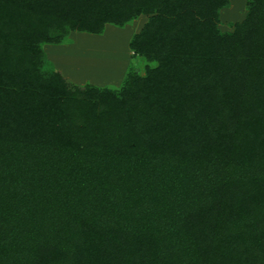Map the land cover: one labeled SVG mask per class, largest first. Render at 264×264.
<instances>
[{"label":"trees","instance_id":"1","mask_svg":"<svg viewBox=\"0 0 264 264\" xmlns=\"http://www.w3.org/2000/svg\"><path fill=\"white\" fill-rule=\"evenodd\" d=\"M0 0V264H264V0ZM150 16L121 86L43 44Z\"/></svg>","mask_w":264,"mask_h":264},{"label":"rangeland","instance_id":"2","mask_svg":"<svg viewBox=\"0 0 264 264\" xmlns=\"http://www.w3.org/2000/svg\"><path fill=\"white\" fill-rule=\"evenodd\" d=\"M247 12V0H230L220 12V29L234 31V24L242 22ZM149 19V15L142 14L124 28L107 23L100 35L71 32L63 44H43L45 57L48 64L61 70L70 86L89 83L98 87H120L134 62L131 59L133 51L129 48L132 35ZM145 64L142 57L135 59L134 65L141 73L145 72Z\"/></svg>","mask_w":264,"mask_h":264}]
</instances>
